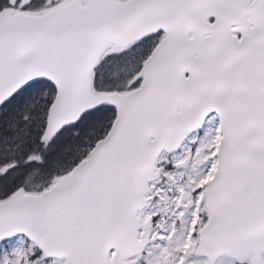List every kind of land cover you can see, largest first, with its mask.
Masks as SVG:
<instances>
[{
  "label": "snow or ice",
  "instance_id": "snow-or-ice-1",
  "mask_svg": "<svg viewBox=\"0 0 264 264\" xmlns=\"http://www.w3.org/2000/svg\"><path fill=\"white\" fill-rule=\"evenodd\" d=\"M0 264H264V0H0Z\"/></svg>",
  "mask_w": 264,
  "mask_h": 264
}]
</instances>
